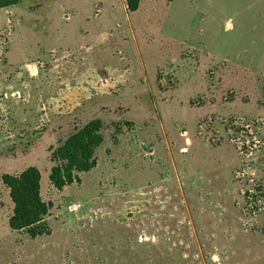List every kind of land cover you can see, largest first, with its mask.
<instances>
[{
  "label": "rangeland",
  "instance_id": "rangeland-1",
  "mask_svg": "<svg viewBox=\"0 0 264 264\" xmlns=\"http://www.w3.org/2000/svg\"><path fill=\"white\" fill-rule=\"evenodd\" d=\"M123 3L0 8V264H264V0ZM92 118L97 163L57 190L50 149ZM29 165L34 238L1 180Z\"/></svg>",
  "mask_w": 264,
  "mask_h": 264
},
{
  "label": "trees",
  "instance_id": "trees-1",
  "mask_svg": "<svg viewBox=\"0 0 264 264\" xmlns=\"http://www.w3.org/2000/svg\"><path fill=\"white\" fill-rule=\"evenodd\" d=\"M18 2L19 0H0V8ZM140 2L141 0H125L127 10L129 12L137 10ZM233 126L231 125V128ZM238 130L239 128H236L235 132ZM102 142V121L99 118H92L76 127L55 148H51L50 160L53 164L48 173V180L52 186L61 190L67 185L79 182V173L95 167L97 163L95 150ZM1 180L8 188L13 204L7 220L9 228L25 231L31 238L48 234L49 228L45 219L49 214L50 204L41 197L40 170L34 165H29L17 174H2ZM255 189L259 191L260 188ZM258 196L264 198V191Z\"/></svg>",
  "mask_w": 264,
  "mask_h": 264
},
{
  "label": "crops",
  "instance_id": "crops-1",
  "mask_svg": "<svg viewBox=\"0 0 264 264\" xmlns=\"http://www.w3.org/2000/svg\"><path fill=\"white\" fill-rule=\"evenodd\" d=\"M123 7H124V9L126 10V12H128L127 7H126L125 0H124V3H123ZM66 18H69V16H67ZM99 34H100V33H99Z\"/></svg>",
  "mask_w": 264,
  "mask_h": 264
}]
</instances>
